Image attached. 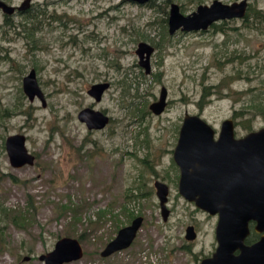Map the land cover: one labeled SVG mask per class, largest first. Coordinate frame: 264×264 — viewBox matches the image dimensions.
<instances>
[{
  "label": "rangeland",
  "instance_id": "rangeland-1",
  "mask_svg": "<svg viewBox=\"0 0 264 264\" xmlns=\"http://www.w3.org/2000/svg\"><path fill=\"white\" fill-rule=\"evenodd\" d=\"M213 1L31 0L13 15L0 10V264H45L40 255L65 236L84 251L65 264H200L213 254L218 215L180 193L173 152L186 113L206 119L216 136L229 118L238 137L264 127V0H249L244 18L170 34L172 3L189 14ZM140 42L155 48L149 72ZM32 69L45 103L24 91ZM102 82L110 88L97 102L88 91ZM164 88L167 106L157 115L150 105ZM85 107L108 114L106 128L88 129L78 117ZM13 134L26 137L34 164H11ZM157 180L169 187L167 219ZM138 216L132 245L103 257Z\"/></svg>",
  "mask_w": 264,
  "mask_h": 264
},
{
  "label": "water",
  "instance_id": "water-1",
  "mask_svg": "<svg viewBox=\"0 0 264 264\" xmlns=\"http://www.w3.org/2000/svg\"><path fill=\"white\" fill-rule=\"evenodd\" d=\"M146 4L151 0H131ZM31 0L21 6H14L0 0V10L7 15L24 11ZM249 0L226 4L216 0L212 5H200L190 14H184L178 4L170 12V33L182 31H206L216 21L244 18ZM154 47L140 42L137 54L140 65L150 71V57ZM23 88L31 100L38 95L44 102V95L38 86L36 70L24 77ZM109 82L96 83L88 93L101 101ZM166 89L160 99L151 104L155 114H162L167 106ZM45 103V102H44ZM79 119L89 129H102L110 122L108 114L91 107L82 109ZM26 137L13 134L6 140V148L14 167L34 164L35 156L25 145ZM174 160L180 168L179 190L189 201L210 215H218L216 226L217 247L213 254L201 260L200 264H264V127L237 137L234 119H226L216 137V129L202 116L186 113L180 128L178 143L174 149ZM165 219L169 187L156 181ZM144 221L143 216L133 219L131 224L121 228L117 235L102 250L103 257L110 256L132 245ZM253 231L259 238L248 243ZM193 226L187 228V239H194ZM82 244L75 237L60 238L52 251L40 255L45 264H65L82 258Z\"/></svg>",
  "mask_w": 264,
  "mask_h": 264
},
{
  "label": "trees",
  "instance_id": "trees-1",
  "mask_svg": "<svg viewBox=\"0 0 264 264\" xmlns=\"http://www.w3.org/2000/svg\"><path fill=\"white\" fill-rule=\"evenodd\" d=\"M249 11H250V8H249V10H248V13H247V15L249 14ZM251 12H253V10L251 11ZM254 14V16H257V17H259L260 19H262L261 18V14H262V11H254L253 12ZM8 19V18H7ZM214 27H217V24H215L214 25ZM212 90H211V88H209V91H207V89L205 90V93L203 94V96H202V99H201V101H200V104H203V103H206V101H205V98L206 97H210L211 96V94H212ZM263 97V94L261 95V97L260 98H262ZM255 104V102H253L251 105H249L250 106V108L253 106ZM262 104V103H261ZM204 105H201V107H203ZM256 106V105H255ZM259 107H260V109H261V111H260V113L261 112H264V107H261L260 105H258ZM62 208H64V206H62ZM80 238H81V236H80ZM256 238H257V235H256V233L255 234H252L248 239H247V242L248 243H251V242H254L255 240H256Z\"/></svg>",
  "mask_w": 264,
  "mask_h": 264
},
{
  "label": "flooded vegetation",
  "instance_id": "flooded-vegetation-1",
  "mask_svg": "<svg viewBox=\"0 0 264 264\" xmlns=\"http://www.w3.org/2000/svg\"><path fill=\"white\" fill-rule=\"evenodd\" d=\"M151 1H153V0H151ZM151 1H150V2H151ZM215 1H216V0H214L211 4H200V5H209V6H210V5H212ZM219 1H221V0H219ZM150 2H148V3H150ZM148 3H146V4H148ZM223 3H224V2H223ZM233 3H234V2H233ZM173 4H174V3L171 4V8H172V5H173ZM175 4H176V3H175ZM226 4H232V3H226ZM200 5H199V6H200ZM179 6H180V5H179ZM199 6H198V7H199ZM198 7H197V9H198ZM171 8H170V12H171ZM197 9H196V10H197ZM196 10H195V11H196ZM248 10H249V6H248ZM248 10H247V13H248ZM193 12H194V11H193ZM191 13H192V12H191ZM247 13H246V16H247ZM189 14H190V13H189ZM169 19H170V16H169ZM232 19H238V18H232ZM232 19H225V20H219V21H216V22H214V23L209 27V29L212 28V27H214L215 24L218 25V24H220L221 22L224 23L225 21H229V20H232ZM168 21H169V20H168ZM180 30H181V29H180ZM178 31H179V30H178ZM178 31H177V32H178ZM181 31H182V30H181ZM169 32H170V24H169ZM170 34H171V33H170ZM154 49H155V48H154ZM136 53H137V52H136ZM138 56H139V55H138ZM139 58H140V57H139ZM150 106H151V105H150ZM85 108H86V107H85ZM150 109H151V108H150ZM151 110H152V109H151ZM152 111H153V110H152ZM164 111H165V110H164ZM103 112H104V111H103ZM157 115H160V114H157ZM78 117H79V115H78ZM110 120H111V118H110ZM80 121H81V120H80ZM84 123H85V122H84ZM109 123H110V122H109ZM109 123H108V124H109ZM85 124H86V123H85ZM108 124H107V125H108ZM86 125H87V124H86ZM87 127H88V125H87ZM104 128H106V127H104ZM104 128H102V129H104ZM88 129H89V127H88ZM102 129H90V130L93 131V130H102ZM247 134H248V133H247ZM217 136H218V135H217ZM217 136H216V137H217ZM237 137H238V136H237ZM240 137H241V136H240ZM178 139H179V138H178ZM177 143H178V142H177ZM173 155H174V152H173ZM179 180H180V179H179ZM157 181H158V180H157ZM157 196H158V195H157ZM158 198H159V197H158ZM167 202H168V201H167ZM253 228H254V224L252 223V224H251L252 234H253V232H254V231H253ZM256 235H257V239H258L260 235L257 234V233H256ZM257 239H256V240H257Z\"/></svg>",
  "mask_w": 264,
  "mask_h": 264
}]
</instances>
